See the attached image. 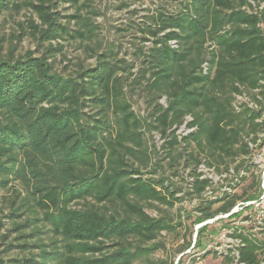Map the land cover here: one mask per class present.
Segmentation results:
<instances>
[{"label":"trees","instance_id":"obj_1","mask_svg":"<svg viewBox=\"0 0 264 264\" xmlns=\"http://www.w3.org/2000/svg\"><path fill=\"white\" fill-rule=\"evenodd\" d=\"M8 2L0 0V11ZM44 2L29 4L47 25L33 27L41 40L56 39L66 28ZM180 2L174 11L154 12L151 23L141 28L142 41L150 43L139 50V77L146 79L156 105L150 114L156 124H145L159 130L161 149L172 163L186 157L198 165L199 155L188 151L193 144L207 150L209 166L219 169L237 158L242 166L243 156L251 153L248 143L264 131V123L257 121L264 105V0ZM88 23L84 31L77 30L80 37L90 31ZM121 62H110L102 53L95 65L62 76L45 57L29 51L18 58L0 56V186L10 184L7 217L19 240L4 251L18 248L21 253L5 259L0 252V264H134L161 245L154 242L161 231L173 230L169 220L144 209V204L172 205L180 198L165 178H143L141 166L130 160L146 158L147 149L139 130L142 118L122 97L121 79L133 74V66ZM246 92L256 107L242 101L236 111V96ZM162 95L166 107L157 102ZM187 115L191 130L176 134ZM192 176L187 195L195 197L207 181L195 172ZM257 192L252 176L239 194L216 208L201 202L195 209L204 220ZM26 229L31 235L51 234L46 242L38 237L29 243ZM244 241L239 261L256 264L260 246ZM32 247L38 251L26 255Z\"/></svg>","mask_w":264,"mask_h":264},{"label":"rangeland","instance_id":"obj_2","mask_svg":"<svg viewBox=\"0 0 264 264\" xmlns=\"http://www.w3.org/2000/svg\"><path fill=\"white\" fill-rule=\"evenodd\" d=\"M45 5L49 6L52 16L61 23L66 32L61 36L51 40H41L33 26L46 28L47 25L41 24L38 14L29 5L36 4L39 0H9L7 7L0 11V56H11L18 58L26 52H31L33 56L45 57L51 63L52 71L62 76L76 75L82 69L95 65L99 54L105 53L107 60L116 64L132 65V75L126 74L121 79L122 97L126 100L135 114L142 118L139 130L142 132L146 147V158L142 155V160L138 161L130 158L136 165L141 166L143 178L159 179L165 178L166 184H172L171 188L176 192L175 196L180 198L175 200L172 205H163L153 202L154 207L144 204L145 211L155 217H164L173 224V230L161 231L154 242L161 244L156 250L149 254L138 257L134 264H237L233 260H227L223 253L206 252L197 256L187 252L189 244L193 243L192 236L196 234L195 244L201 239L200 244L196 245V250L206 248L207 244L215 238L218 230V222L207 225L209 231L203 232L204 226L195 230V225L202 222V214L197 215L194 209L197 207L192 202V197L187 195V175L196 172L197 164L186 162V157L178 158L171 162L169 157H165V152L161 149L162 139L159 130L150 129L145 123L153 122L150 114L154 111L155 101L147 91L146 79L139 77L142 72L140 65L139 50L147 46L150 42L142 41L143 33L141 28L151 23L150 16L156 11H174L181 6L180 0H44ZM89 21L91 27L85 36L80 37L77 30L84 31V23ZM145 49V48H144ZM209 56V53H206ZM148 76V74L146 75ZM247 101L249 94L246 92L241 98L235 99L233 103ZM157 102L162 107L167 106V100L162 95ZM187 115L184 122L176 129V134H186L190 129L186 127ZM146 120V121H144ZM264 123V105L262 115L258 119ZM173 126L170 130L174 129ZM169 130V131H170ZM259 150L263 155L264 131L259 133ZM255 147H253L254 149ZM258 149V148H257ZM181 150L177 147V151ZM195 151L199 155L201 162L208 159L207 150H197L191 144L188 151ZM253 152V151H252ZM175 153H173L174 155ZM254 154V153H253ZM146 164V165H145ZM153 173H148L150 170ZM252 180L251 175L246 179L241 188L247 186ZM12 196L10 184L4 188L0 186V252L3 258L8 259L16 255H21L18 248H13L5 252L8 243L16 244L17 235L12 229L9 214V197ZM220 204H214L213 209ZM47 228H44V232ZM31 230L26 229V241L29 243L38 242V237L46 242L51 234H32ZM214 233V234H213ZM212 234V235H211ZM3 235H7L2 239ZM194 238V237H193ZM212 238V239H211ZM217 240V239H216ZM219 240V239H218ZM133 245L136 239H129ZM150 244V243H149ZM147 244H144V246ZM183 247V248H182ZM36 247L26 250L37 252Z\"/></svg>","mask_w":264,"mask_h":264},{"label":"built area","instance_id":"obj_3","mask_svg":"<svg viewBox=\"0 0 264 264\" xmlns=\"http://www.w3.org/2000/svg\"><path fill=\"white\" fill-rule=\"evenodd\" d=\"M171 46L176 47L175 41H171ZM203 71L207 70V63H204ZM241 96H236V99ZM240 102L233 104L236 111L240 108ZM250 107H256L253 103H248ZM191 120L187 117V121ZM257 121H260L257 119ZM191 130V129H190ZM189 130V131H190ZM260 136L254 142H249L251 153L249 156H243L247 161L242 166H237L241 158H237L232 164L224 167L209 166L205 162H200L196 167L197 179L206 180L207 184L200 192L199 196L192 197V202L196 206L201 202H213V204H221L230 196L237 193L246 179L251 175L254 176L258 183V192L251 199L236 200L232 208L227 212H219L214 216L204 219L195 225V230L201 226H207L214 222H218V230L215 238H211V242L207 244L203 250H196L195 238L193 234V243L189 244L187 252L196 254L197 256L206 252L223 253L224 258H230L237 264H245L239 261L240 249L246 246L244 238L260 246L256 252L259 253L256 264H264V149L263 155L259 150ZM253 147H255L253 149ZM258 148V149H257ZM253 151V152H252ZM254 153V154H253ZM194 176L187 175L186 190H191ZM197 215L201 211L194 209ZM207 233V232H206ZM214 234V233H213ZM208 235V233H207ZM212 235V234H211ZM194 237V238H193ZM217 239V240H216ZM219 239V240H218Z\"/></svg>","mask_w":264,"mask_h":264}]
</instances>
